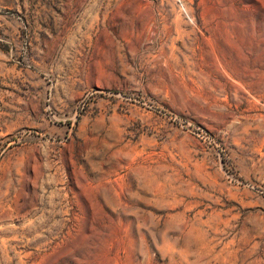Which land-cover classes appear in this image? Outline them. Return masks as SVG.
<instances>
[{
    "label": "rangeland",
    "instance_id": "374dc122",
    "mask_svg": "<svg viewBox=\"0 0 264 264\" xmlns=\"http://www.w3.org/2000/svg\"><path fill=\"white\" fill-rule=\"evenodd\" d=\"M0 264H264V0H0Z\"/></svg>",
    "mask_w": 264,
    "mask_h": 264
}]
</instances>
